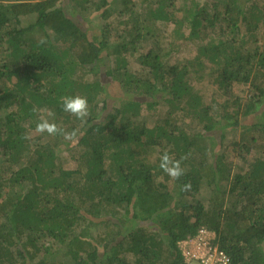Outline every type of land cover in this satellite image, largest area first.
<instances>
[{"label": "trees", "instance_id": "16d2710c", "mask_svg": "<svg viewBox=\"0 0 264 264\" xmlns=\"http://www.w3.org/2000/svg\"><path fill=\"white\" fill-rule=\"evenodd\" d=\"M136 1L0 0V264H180L201 229L228 264H264V6ZM112 11L120 31L92 27ZM186 46L195 55L174 60ZM66 95L87 97L86 123ZM34 108L77 136L37 133ZM239 116L261 118L246 127L258 144L241 134L218 149L215 129ZM165 151L187 157L179 180L159 168Z\"/></svg>", "mask_w": 264, "mask_h": 264}, {"label": "rangeland", "instance_id": "374dc122", "mask_svg": "<svg viewBox=\"0 0 264 264\" xmlns=\"http://www.w3.org/2000/svg\"><path fill=\"white\" fill-rule=\"evenodd\" d=\"M141 1L142 0H137L136 1L137 6H136V8H135L134 11L137 12V13L141 9ZM184 1L186 2V0H174L175 4L177 6H180L181 3L184 2ZM255 2H257V5L258 6H264V0H256ZM111 14H112V16L109 19H107V21L101 20L98 17H94L92 19V24L94 26H92V27L95 30H98V28L100 26L104 25L105 23H109V24H111L110 28H111V31H112V34L113 35L116 33L117 30L120 31L123 26H122V23H119V22H121L126 15L120 16L119 13L118 12L115 13V11L114 12L112 11ZM168 38L169 37H167L165 39V41ZM149 48H150V45L148 44V45H146V47L144 49L148 50ZM142 49H143V47H141V46L138 47V50H142ZM144 49L142 50V53L145 52ZM165 51H167V48H166ZM194 55H195L194 49L192 47L186 46V48H184L183 51H181L180 53L176 54L173 59L174 60L181 61L185 57H190V56H194ZM168 63L169 64H172V61H170V62L168 61ZM101 70L104 71V69H101ZM96 73H97V71H96ZM102 73H104V72H102ZM95 77H96L95 72L91 73V75L88 76L89 80H93V79H95ZM121 97L122 98H126L124 96H120L119 98H121ZM250 97H251V93L248 90V87L247 86H243V85L235 86L234 89L231 90V92H230V98H237L239 100V103L241 105L242 104H245L246 101H248L250 99ZM117 101H119V100L116 98L114 100V103L117 102ZM223 101L224 100L222 98L221 102H223ZM160 109L161 110H165L164 107H159V110L158 109L151 110L150 111V114H153L152 116L154 118H162L163 117V113H161ZM143 111H144V113H146L148 111V109L143 108ZM242 118L243 117H241V116L238 117V125L236 127H233V128H230V129L225 128L226 130L223 129V131H221V132H220L219 129H215L216 132L213 134V136L216 138V141L215 142H216V147L218 149L220 147V143L225 148L227 146H230L232 141H239L240 140L239 137H241V134H242V136H244V134H245V137L248 138V139L251 136L257 137V142L255 144H253V146H256L258 144L259 134H256V130H252V131L250 129L247 130L246 127L251 126L252 123L259 122V119H261V118H258V117H255V116H249L248 118H245V119H242ZM186 120H185V128H187L188 131H193L194 125L191 124L192 122L190 120L189 121H186ZM231 122H233V121H231ZM260 123L264 125V118L261 119V122ZM149 125H151V124H149ZM222 132H226L225 133V137H224L225 139L220 140V136H222L221 135ZM260 142H262V141H259V143ZM40 143L42 144V142H40ZM259 154H260V152H259ZM244 155H245V153L243 152L242 153V156H244ZM64 157L65 158L66 157L68 158V155L64 154ZM234 161L236 162V166L235 167L238 169V167H239L238 161H241V158L238 157L237 159H234ZM67 166L68 167H74L75 166V162L72 161V159H71L70 162L67 164ZM199 197L200 198H203L204 201H206L207 198H208L207 197V194L205 192H201ZM91 234L94 235L93 234V231H91ZM44 243H45L46 246L50 245L51 247L53 246V248L57 247V244L56 243L54 245V244H52V242H48V240L47 241L44 240ZM55 256H56V258L58 257L60 259H63L64 258L63 252H60L59 254H57ZM34 263H35V261L32 262V264H34Z\"/></svg>", "mask_w": 264, "mask_h": 264}, {"label": "clouds", "instance_id": "9594fccd", "mask_svg": "<svg viewBox=\"0 0 264 264\" xmlns=\"http://www.w3.org/2000/svg\"><path fill=\"white\" fill-rule=\"evenodd\" d=\"M44 43V40L40 41ZM60 104L62 110L71 116L75 117L81 123H86L87 118L90 116V108L87 97L81 95L63 96L61 97ZM44 111L45 114L39 117L36 124L35 131L40 134L47 133L49 136L61 135L66 140H72L77 136L76 131L66 132L59 127L55 121V113L51 110L33 109V112ZM186 156L180 159H174L167 151L163 152L160 156L159 168L172 180H179L184 174V169L181 166V162L186 159ZM190 183H185L181 187V191L190 190Z\"/></svg>", "mask_w": 264, "mask_h": 264}, {"label": "built area", "instance_id": "2783aa9c", "mask_svg": "<svg viewBox=\"0 0 264 264\" xmlns=\"http://www.w3.org/2000/svg\"><path fill=\"white\" fill-rule=\"evenodd\" d=\"M215 234L201 229L195 238L181 243L180 264H228L226 254L214 243Z\"/></svg>", "mask_w": 264, "mask_h": 264}]
</instances>
